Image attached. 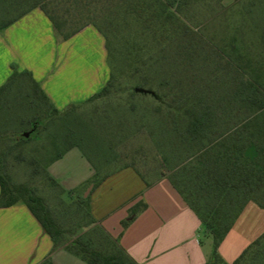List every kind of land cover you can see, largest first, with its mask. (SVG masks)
Returning <instances> with one entry per match:
<instances>
[{"label": "rangeland", "instance_id": "374dc122", "mask_svg": "<svg viewBox=\"0 0 264 264\" xmlns=\"http://www.w3.org/2000/svg\"><path fill=\"white\" fill-rule=\"evenodd\" d=\"M17 1L0 0V17L15 16ZM170 1L113 0L98 7L103 13L97 24L116 50L107 63L108 72L112 65L119 75L108 95L58 113L24 76L0 96V173L11 185L28 184L45 199L67 241L82 238L97 247L107 245L90 224L82 189L73 194L63 191L50 178L46 169L57 154L78 147L93 163L95 181L128 167L147 178L145 183L171 172L186 155L176 146L165 99L153 95L142 83L143 76L157 90L175 51L182 62L177 79L188 87L200 85L199 94L212 96L223 78L231 83L238 75L235 64L247 65L250 74L264 72V0ZM226 52L232 55L231 64ZM139 83L141 89L133 92ZM69 166L81 169L75 160ZM262 170L258 181L242 183L243 194L262 193L264 200V165ZM183 187L194 202L202 194L189 182ZM242 264H264V237Z\"/></svg>", "mask_w": 264, "mask_h": 264}, {"label": "crops", "instance_id": "0c3cea01", "mask_svg": "<svg viewBox=\"0 0 264 264\" xmlns=\"http://www.w3.org/2000/svg\"><path fill=\"white\" fill-rule=\"evenodd\" d=\"M105 39L87 25L67 40L59 41L52 22L36 7L0 31V86L13 72L28 70L49 102L63 110L86 101L108 81ZM75 160L80 171L71 169ZM47 170L66 192L82 189L90 197L96 224L138 264H204L211 256L213 240L195 211L166 176L149 185L135 170L107 173L95 184L97 171L78 147L52 160ZM148 180V179H147ZM146 207L123 227L131 207ZM264 233V207L249 201L226 238L219 245L223 258L232 263ZM88 264L51 237L24 202L0 206V264Z\"/></svg>", "mask_w": 264, "mask_h": 264}, {"label": "trees", "instance_id": "16d2710c", "mask_svg": "<svg viewBox=\"0 0 264 264\" xmlns=\"http://www.w3.org/2000/svg\"><path fill=\"white\" fill-rule=\"evenodd\" d=\"M112 1L18 0L15 4L18 13L15 16L0 17V31L27 12L39 7L52 22L59 41L67 40L85 26L93 24L105 38L106 60L109 64V61L115 58L116 50L109 35L97 24V19L103 13V10L98 7ZM174 2L175 0H172L170 4ZM163 9L162 12L165 11ZM174 53L170 54L171 67L159 82L157 90H152L145 76L142 80V83L149 86L153 95L165 99L166 109L170 114L168 123L176 132V146L186 154L176 168L169 173H162L161 176H166L170 180L186 203L195 211L213 240L211 256L204 264H242L252 246L257 245L264 237V233L249 244L232 263H228L220 254L219 245L249 201H254L264 207L262 193L261 195L258 192L243 194L241 188V185L244 186L242 184L244 181L248 183L258 181L263 173L264 72L260 73L252 69L255 72L250 74L245 71L247 65L245 67L242 64H235L234 68L238 75L231 79V83L226 81L227 77L223 78L217 82V88L212 96L206 93L199 94L200 85L188 87L177 79V67L182 62L180 54L176 51ZM226 53V61L231 64L232 55L230 52ZM126 54L131 63V48ZM150 55L148 60L152 59ZM241 55L239 53L238 56ZM12 68L13 72L0 86V96L19 78L28 76L35 87V92H38L54 111L60 113L66 109L59 110L49 102L30 71H20L15 64H12ZM118 77V70L111 65L107 83L86 102L108 95ZM141 87L139 83L133 92ZM74 105L77 104L69 106ZM71 147L75 146L63 150L54 159L61 157ZM49 176L59 186L55 178L50 174ZM187 182L198 187L202 193L196 196L195 202L185 194L183 185ZM97 183L98 181H95V184ZM147 185H149L148 182ZM231 186L235 190H230ZM62 190L65 191L63 188ZM82 198L86 202L90 224L100 231L107 241L105 247L94 246L82 238L67 241L63 237V228L56 221L45 199L34 193L28 184L11 185L7 177L0 173V206H11L24 202L40 222L44 231L51 237L55 246L63 245L88 264H138L123 249L118 239L111 237L96 224L90 212V197L82 195ZM145 207L146 204L142 201L134 204L130 209L129 217L122 221L123 227H126ZM41 264H52L50 257H47Z\"/></svg>", "mask_w": 264, "mask_h": 264}]
</instances>
